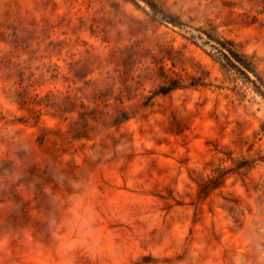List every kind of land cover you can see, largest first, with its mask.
Listing matches in <instances>:
<instances>
[{"label":"rangeland","instance_id":"1","mask_svg":"<svg viewBox=\"0 0 264 264\" xmlns=\"http://www.w3.org/2000/svg\"><path fill=\"white\" fill-rule=\"evenodd\" d=\"M147 1L0 0V264H264V0Z\"/></svg>","mask_w":264,"mask_h":264},{"label":"trees","instance_id":"2","mask_svg":"<svg viewBox=\"0 0 264 264\" xmlns=\"http://www.w3.org/2000/svg\"><path fill=\"white\" fill-rule=\"evenodd\" d=\"M142 1H144L146 4H148L152 9H156L155 8V5L154 4H150L147 0H142ZM240 1H247V2H249V3H251V2H257V0H240ZM218 43H221V42H218ZM223 45V44H222ZM228 50V52L230 53V55L238 62V63H240L241 65H244V67H246L247 69H250V71H252L253 73H255L254 72V70H252V68H250L249 66H248V64H246V62L237 54V53H235L234 51H232V50H230L229 48H227ZM260 93V95H262L263 97H264V94L262 93V92H259Z\"/></svg>","mask_w":264,"mask_h":264}]
</instances>
